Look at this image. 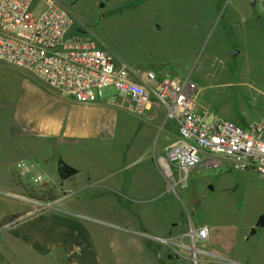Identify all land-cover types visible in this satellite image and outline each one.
Wrapping results in <instances>:
<instances>
[{
    "label": "crops",
    "instance_id": "0c3cea01",
    "mask_svg": "<svg viewBox=\"0 0 264 264\" xmlns=\"http://www.w3.org/2000/svg\"><path fill=\"white\" fill-rule=\"evenodd\" d=\"M256 31L263 43L264 7ZM154 72L182 78L166 69ZM0 78V195L25 197V184L33 182L25 167L50 183L61 177L64 164L71 176L61 179L74 183L67 195L53 190L58 200L40 210L23 202L0 209V264H179L177 257H191L190 251L176 249L172 255L143 240L173 237L179 246L185 245L187 233H179L180 213L171 212L162 197L166 181L155 162L178 138L177 124L167 119L164 107L136 116L113 87L95 103H79L6 64H0ZM263 116L264 111L259 119ZM90 197L95 200L86 205ZM3 202L0 197V208ZM10 216L18 218L2 225ZM200 227L209 229L201 254L218 264L237 262V243L250 241L262 229L251 227L248 235L245 230L227 248L223 226ZM141 233L146 238L137 236ZM241 251L235 257L248 258ZM184 264L191 263L186 259Z\"/></svg>",
    "mask_w": 264,
    "mask_h": 264
},
{
    "label": "rangeland",
    "instance_id": "374dc122",
    "mask_svg": "<svg viewBox=\"0 0 264 264\" xmlns=\"http://www.w3.org/2000/svg\"><path fill=\"white\" fill-rule=\"evenodd\" d=\"M58 1L77 18L85 36L96 40L118 61L141 71L161 68L182 78L190 77L199 86L200 109L210 110L243 129L263 113L264 42L258 40L256 23L264 0ZM233 51L239 54L233 57ZM152 179L159 180L157 175ZM190 180L176 195L164 184L162 197L166 196L171 212L180 213L179 233L188 232L192 226H223L226 246L231 248L236 238L242 239L247 229L250 234L249 229L264 216V179L254 173H236L230 165L198 167L190 173ZM32 183L25 184L26 194L21 199L0 195L5 201L0 209L9 211L13 203L23 202L33 203L37 211L58 200L53 190L60 188L64 196L74 185L63 182L60 176L57 182ZM210 185L213 192L208 189ZM85 200L88 205L95 198ZM137 236L146 238L144 233ZM172 238H164L167 244L143 240L174 255L183 244L179 247ZM184 241L191 243L187 237ZM197 243V264H218L207 258L206 252L201 254L206 245L200 240ZM239 250H245L248 258H236ZM235 254L237 262L226 264H264V228L250 241H239ZM176 259L179 264L186 259L194 264L192 257Z\"/></svg>",
    "mask_w": 264,
    "mask_h": 264
},
{
    "label": "built area",
    "instance_id": "2783aa9c",
    "mask_svg": "<svg viewBox=\"0 0 264 264\" xmlns=\"http://www.w3.org/2000/svg\"><path fill=\"white\" fill-rule=\"evenodd\" d=\"M77 21L58 0H0V64L25 70L79 103H95L105 89L113 87L136 116L164 107L167 119L177 124L178 138L156 163L167 191L175 195L188 186L190 173L198 167L230 165L236 173H254L264 179V116L243 129L200 109L199 86L190 77L137 70L92 38H67L72 29L82 31ZM25 171L34 183H45L32 167ZM186 237L191 243L181 250L192 252L197 264V240L207 241L209 229L192 226ZM149 238L168 243L161 237Z\"/></svg>",
    "mask_w": 264,
    "mask_h": 264
},
{
    "label": "water",
    "instance_id": "95a60500",
    "mask_svg": "<svg viewBox=\"0 0 264 264\" xmlns=\"http://www.w3.org/2000/svg\"><path fill=\"white\" fill-rule=\"evenodd\" d=\"M73 36L84 37L85 34H84L82 31L78 30V29H72V30L68 33L67 38H71V37H73ZM238 54H239L238 51H233V52L231 53V55H232L233 57H236ZM60 175H61L62 179H66V178H69V177L71 176V172H68V171H66V170L64 171L63 168H60ZM210 189H213V187H210ZM257 227H258V228H264V216H261V217L259 218V220H258V222H257ZM256 232H257V228H254V229L252 230V234H256Z\"/></svg>",
    "mask_w": 264,
    "mask_h": 264
},
{
    "label": "trees",
    "instance_id": "16d2710c",
    "mask_svg": "<svg viewBox=\"0 0 264 264\" xmlns=\"http://www.w3.org/2000/svg\"><path fill=\"white\" fill-rule=\"evenodd\" d=\"M62 166H64V164H62ZM16 218H18V217H17V216H10V217L6 218V219L3 221L2 225H5V224H8V223H11V222H13Z\"/></svg>",
    "mask_w": 264,
    "mask_h": 264
},
{
    "label": "flooded vegetation",
    "instance_id": "af4514ba",
    "mask_svg": "<svg viewBox=\"0 0 264 264\" xmlns=\"http://www.w3.org/2000/svg\"><path fill=\"white\" fill-rule=\"evenodd\" d=\"M60 168H63L64 171L66 170V171H68V172H71V170H70L68 167H66L65 165H64V166H61Z\"/></svg>",
    "mask_w": 264,
    "mask_h": 264
}]
</instances>
